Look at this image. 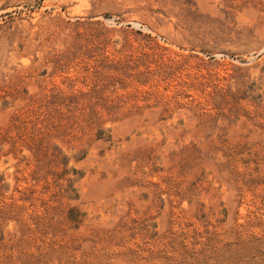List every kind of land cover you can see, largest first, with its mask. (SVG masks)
<instances>
[{
  "label": "rangeland",
  "instance_id": "1",
  "mask_svg": "<svg viewBox=\"0 0 264 264\" xmlns=\"http://www.w3.org/2000/svg\"><path fill=\"white\" fill-rule=\"evenodd\" d=\"M0 264H264V0H0Z\"/></svg>",
  "mask_w": 264,
  "mask_h": 264
}]
</instances>
